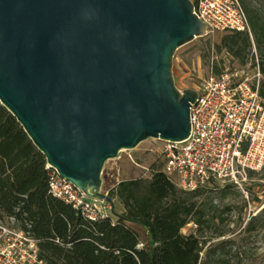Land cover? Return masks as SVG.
<instances>
[{
    "label": "water",
    "instance_id": "obj_1",
    "mask_svg": "<svg viewBox=\"0 0 264 264\" xmlns=\"http://www.w3.org/2000/svg\"><path fill=\"white\" fill-rule=\"evenodd\" d=\"M193 8L191 0H0V103L87 196L112 202L103 168L122 151L188 137L197 91L175 86L172 58L211 28Z\"/></svg>",
    "mask_w": 264,
    "mask_h": 264
},
{
    "label": "trees",
    "instance_id": "obj_2",
    "mask_svg": "<svg viewBox=\"0 0 264 264\" xmlns=\"http://www.w3.org/2000/svg\"><path fill=\"white\" fill-rule=\"evenodd\" d=\"M245 13L252 32L256 23ZM260 35L264 40V31ZM221 45L239 64L246 62L248 33H226L217 49ZM260 69L264 74V62ZM221 70L215 67L213 74ZM260 95L264 98V81ZM48 177L45 156L0 103V219L13 218L16 228L36 240L42 264H230L229 240L205 244L212 235L203 231L211 228L213 216L195 197L208 185L184 190L154 163L149 177L121 180L109 190L120 200L122 212L111 205L109 216L91 221L49 192ZM189 222L198 235L181 231Z\"/></svg>",
    "mask_w": 264,
    "mask_h": 264
},
{
    "label": "built area",
    "instance_id": "obj_3",
    "mask_svg": "<svg viewBox=\"0 0 264 264\" xmlns=\"http://www.w3.org/2000/svg\"><path fill=\"white\" fill-rule=\"evenodd\" d=\"M193 4L196 16L211 27L207 31L246 32L252 40L247 15L238 0H195ZM262 80L256 55L244 64L209 75L195 89L197 97L189 108L186 139H154L159 144L144 150L137 159L127 153L132 167L144 173L137 177H149L151 165L156 163L184 190L223 182L245 195L251 174L264 169ZM126 151L130 150L122 152ZM46 169L53 196L91 221L109 216L111 203L87 196L47 163ZM24 263L42 264L37 259L36 240L22 230L0 226V264Z\"/></svg>",
    "mask_w": 264,
    "mask_h": 264
},
{
    "label": "rangeland",
    "instance_id": "obj_4",
    "mask_svg": "<svg viewBox=\"0 0 264 264\" xmlns=\"http://www.w3.org/2000/svg\"><path fill=\"white\" fill-rule=\"evenodd\" d=\"M238 2L245 11H248L257 26L256 29H252V40L250 39V45L246 50V61L256 55L260 63L264 62V40L260 35V31H264V0H238ZM226 33L229 32L207 31L203 36L175 50L172 58V75L174 84L179 90L199 88L213 73L215 67L223 69L239 64V60L225 46L221 45L220 49H217V44L221 43V38ZM257 36L262 40L260 44L256 41ZM157 144L159 141L154 139L144 140L134 149L122 152L119 158L105 162L102 191L108 190L115 212L122 210V205L116 196L109 193V190L121 180L134 178L143 173L132 167L127 153L137 159L144 150ZM151 157L149 160H152ZM245 195L236 188H227L223 182H216L209 184L195 197L209 207L210 215L213 216V225L203 231L207 235H212V239L205 244L207 246L222 239L229 240L226 248L230 250V264H264V169L251 175ZM250 221H254L252 229L247 231L246 227ZM0 226L6 229H18L15 227L14 219L8 217L0 219ZM196 229L197 226L189 222L181 231L185 234L198 235ZM220 232L223 235L218 237L217 234Z\"/></svg>",
    "mask_w": 264,
    "mask_h": 264
},
{
    "label": "crops",
    "instance_id": "obj_5",
    "mask_svg": "<svg viewBox=\"0 0 264 264\" xmlns=\"http://www.w3.org/2000/svg\"><path fill=\"white\" fill-rule=\"evenodd\" d=\"M119 212H122V210H120Z\"/></svg>",
    "mask_w": 264,
    "mask_h": 264
}]
</instances>
